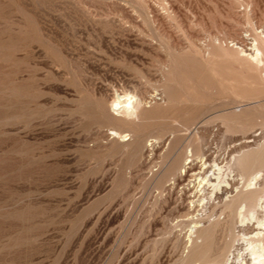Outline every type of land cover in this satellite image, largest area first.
Masks as SVG:
<instances>
[{"label": "rangeland", "instance_id": "obj_1", "mask_svg": "<svg viewBox=\"0 0 264 264\" xmlns=\"http://www.w3.org/2000/svg\"><path fill=\"white\" fill-rule=\"evenodd\" d=\"M256 45L264 0H0V264H250Z\"/></svg>", "mask_w": 264, "mask_h": 264}, {"label": "bare ground", "instance_id": "obj_2", "mask_svg": "<svg viewBox=\"0 0 264 264\" xmlns=\"http://www.w3.org/2000/svg\"><path fill=\"white\" fill-rule=\"evenodd\" d=\"M256 44V43H255ZM263 51H264V47L260 48L257 45L255 46V50L252 56L249 57L250 61L254 64V66L259 69L262 70V76L264 77V55H263ZM262 77V78H263ZM264 79V78H263ZM166 88V86H165ZM173 90V89H172ZM176 96V95H175ZM139 99H134L133 96H131L130 94H124L123 96H118L117 97V101H113L112 102V107H113V111L115 112V116L119 117V118H125L127 120H135L138 118L139 116V110H140V106H141V100L137 101ZM21 110V109H20ZM158 110H152L150 112H146V114L148 116H153L157 113ZM19 114V110L18 108H16L15 110V116ZM111 137H118L120 139H125L126 136L125 135H121L119 133H117L114 130L109 131L108 133ZM257 134V133H256ZM258 141V140H257ZM250 142V141H249ZM247 142H244V144H246ZM243 144V143H242ZM249 145V144H248ZM250 147V146H249ZM202 155V154H201ZM200 159V158H199ZM21 161V160H20ZM28 162V161H27ZM190 164V163H189ZM210 164V163H209ZM224 166V165H223ZM207 168V166H206ZM211 168V167H210ZM219 170V169H218ZM30 170H26V171H22L20 172V170L15 169V172H13L14 177L17 179L20 176H28L29 175ZM203 172V171H202ZM261 173V172H260ZM259 173L254 174L251 177V181H257L260 176H258ZM198 175V174H197ZM215 175V174H214ZM216 179H220V177H217ZM228 180V179H227ZM263 180V179H262ZM206 183V182H205ZM249 183V182H248ZM255 184V183H254ZM215 185V184H212ZM221 186V182H218L216 184V186ZM225 185V184H224ZM12 186V185H10ZM216 188V187H215ZM258 189V188H257ZM261 204V203H260ZM242 208V207H241ZM227 215V214H226ZM241 215V214H240ZM257 215V214H256ZM242 217V216H241ZM253 218V217H252ZM201 223V222H200ZM256 229H258L257 232L254 233V238H256V240H252V241H248L249 242V253H250V264H264V221L263 220H256ZM244 233V232H243ZM252 238V237H251ZM196 244H201L202 240L201 237L196 239ZM204 242V240H203ZM253 243H255V245H253ZM232 253V252H231ZM242 254V253H241ZM240 255V254H239ZM230 257V256H229ZM238 257V256H237ZM243 258V255L242 257ZM240 259H237V261H241ZM233 258H231L232 261ZM230 261V262H231ZM234 262L237 263V261L233 260ZM233 262V263H234ZM229 263V260L228 262ZM235 263V264H236ZM226 264V263H225ZM238 264V263H237ZM239 264H248L245 261H241L239 262Z\"/></svg>", "mask_w": 264, "mask_h": 264}]
</instances>
